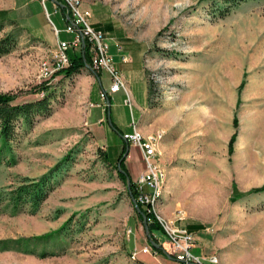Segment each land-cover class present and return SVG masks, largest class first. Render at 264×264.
Listing matches in <instances>:
<instances>
[{
    "label": "rangeland",
    "instance_id": "1",
    "mask_svg": "<svg viewBox=\"0 0 264 264\" xmlns=\"http://www.w3.org/2000/svg\"><path fill=\"white\" fill-rule=\"evenodd\" d=\"M80 1L93 26L110 25L107 34L122 48L110 46L109 53L126 77L132 107L122 91L99 98L110 85L105 71L99 79L86 67L46 79L51 111L29 127L16 125L10 147L0 151V193L67 161L37 212L0 210V240L38 236L72 220L51 238L0 249V264H168V255L153 249L131 257L135 248L153 246L130 184L102 156L106 148L114 163L127 149L124 163L135 182L145 163L123 139L132 123L146 137L162 134L157 212L185 228L201 225L190 231L192 253L216 255L219 264H264V191L230 200L233 186L264 184V0L242 1L224 17L213 14L210 0ZM0 9L12 10L15 21L4 22L0 37L16 35L14 48L0 55V92L21 90L18 103L38 99L34 86L45 80L40 65L57 39L52 24L59 39L72 37L61 8L53 0H0ZM122 52L130 63H121ZM87 73L96 82L82 88ZM153 235L170 254L165 234Z\"/></svg>",
    "mask_w": 264,
    "mask_h": 264
},
{
    "label": "built area",
    "instance_id": "2",
    "mask_svg": "<svg viewBox=\"0 0 264 264\" xmlns=\"http://www.w3.org/2000/svg\"><path fill=\"white\" fill-rule=\"evenodd\" d=\"M63 5L62 18L66 22L64 31L71 34L72 37L70 40L59 39V30L52 24L57 39L54 48L48 49L46 57L41 62L43 79H49L56 72L70 64L69 51H79L87 45L90 62L85 64V67L94 73L105 71L110 78L108 90L101 89L99 93L100 99L102 101L108 100L109 93L123 90L127 95L124 100L125 104L131 109L132 101L127 93V82L123 74L116 68L113 56L109 53L111 42L108 37L102 30L93 26L92 13L82 5L80 0H64ZM120 49L121 47L118 46V50ZM120 60L129 62L130 57L122 54ZM131 128V131L123 133V139L139 149L145 163L144 170L139 173L134 182L137 192L136 199L149 214L146 220L152 222L156 219L163 229V233L171 247L168 256L175 264H219L220 261L216 255L193 254L191 251L195 241L193 233L183 226L167 222L158 214L157 206L162 195L165 178L164 169L157 161V144L162 138V134L157 133L156 136L149 135L146 137L134 123H132ZM139 253L151 254L152 248L149 244L141 247L140 250L135 248L131 257L136 258Z\"/></svg>",
    "mask_w": 264,
    "mask_h": 264
},
{
    "label": "trees",
    "instance_id": "3",
    "mask_svg": "<svg viewBox=\"0 0 264 264\" xmlns=\"http://www.w3.org/2000/svg\"><path fill=\"white\" fill-rule=\"evenodd\" d=\"M53 1L55 3L64 4V0ZM242 1L245 0H210V6L212 8L213 14H216L219 17H224L229 13V10L232 6L238 5ZM60 4H58L59 7ZM60 8L62 13H64V7ZM11 13L12 10L0 9V31L2 30L5 21H10V24L15 23V21L11 18ZM106 25L111 29L110 25ZM102 31H105V29L102 28ZM15 44V34L9 33L3 37H0V55L9 53L14 48ZM68 54L70 64L67 67L56 72L52 77H55L57 75L70 77L75 73H79V71L83 67H85V64H89L90 62V55L88 52L87 45L82 47L79 51H69ZM99 73L100 72L94 73L98 79ZM34 91L40 93L41 97L32 101H25L21 103L15 102L16 98L18 97V93L21 92V90L0 92V151H2L5 147H10L9 143L14 140L16 136L15 128L18 123H21L23 126L29 127L33 124L37 116L47 115L50 113V103L53 91L50 90L48 80H44L34 86ZM236 124L237 120L234 119V125ZM112 126L114 127L113 123ZM235 136L236 133H234L230 139L229 152L232 151V144L235 140ZM125 143L127 146L129 145L127 141H125ZM124 152L125 148L123 147L122 151L120 152L114 163L108 160L106 148L104 149V151H102V156L104 158V161L108 162L110 165H113L115 167L118 177L125 182L126 179H130V175L124 163L125 157L122 158ZM12 158L14 160L13 156ZM66 161L67 156H64L51 169H49L39 178L27 180L25 182L20 183L15 188L8 190L7 192L0 193V210L3 209L6 211L8 209L13 214L20 213L24 210H28L32 214L37 212L42 202L47 198L48 194L54 188L55 182L53 179L55 178L56 174L60 171V169H62ZM233 188V192L230 196L231 201H235L241 197H245L253 193L264 191V184L260 187L251 188L246 191H239L236 189L235 186H233ZM128 191L130 193L131 199L136 200V187L135 184L131 181V179ZM134 209L137 212L138 216L141 217L142 221L143 217L145 219V221L143 222L144 225L147 226L148 240H153L154 243L159 244L157 238L153 235V232H163L161 226L157 223V221L148 222L146 220V218L149 217V214L145 211L144 207L138 201L136 202V206H134ZM71 220L72 216H70L57 230L50 231L38 236L10 240H0V249H23L21 247L27 245L31 241H39L51 238L55 234L61 233L67 227L68 223ZM185 226L189 231H191L194 227L201 228L200 224L194 223L190 225L186 224ZM152 249L156 254L160 253L169 255L165 252L161 244H159V246H153ZM42 254L43 253H41L40 255Z\"/></svg>",
    "mask_w": 264,
    "mask_h": 264
},
{
    "label": "crops",
    "instance_id": "4",
    "mask_svg": "<svg viewBox=\"0 0 264 264\" xmlns=\"http://www.w3.org/2000/svg\"><path fill=\"white\" fill-rule=\"evenodd\" d=\"M93 23H94V26L95 27H97V28H100V29H105V34H106V36L108 37V39H109V41L111 42V45L110 46H113L114 47V45L115 46H117V50H118V46H120L119 44H117L116 43V41L114 40V37H112V36H110V35H108L107 33H108V30H111L107 25H105V24H100L99 22H94L93 21ZM122 50V48L120 49V51ZM119 51V50H118ZM112 54H114V56H116V54L115 53H113L112 52ZM122 54H125V52L123 53H121L120 54V56L122 55ZM131 60V59H130ZM121 61V60H120ZM131 61H129V62H122L121 61V63L122 64H127V63H130ZM144 67V66H143ZM129 67H127V69H128ZM130 70V69H129ZM125 77V76H124ZM125 79H126V77H125ZM87 82H89V88H90V86L91 85H95V82H96V78L95 77H93L92 75H90V74H83L81 77H80V83H81V85H82V88L87 84ZM127 82V81H126ZM89 88H88V96H89ZM119 91H122L125 95H126V92L125 91H123V90H119ZM119 91H117V92H114V93H109V98L112 96V95H114V94H116V93H118ZM127 93L129 94V96L132 98V94H131V92H130V89H129V87H128V84H127ZM99 98H100V96H99ZM88 99H89V101H90V98L88 97ZM124 100H125V98H124ZM133 101V100H132ZM91 102V101H90ZM92 103V102H91ZM144 109H140V116L142 115L141 113H142V111H143ZM88 116L90 117V108H89V110H88V112H87V117H86V120H87V118H88ZM139 116V117H140ZM87 125L90 127V125H89V123L87 122ZM91 129V128H90ZM91 131L93 132V134L95 135V133H94V131H93V129H91ZM165 259L168 261V264H175V262L169 257V256H167V258L165 257ZM172 262V263H171Z\"/></svg>",
    "mask_w": 264,
    "mask_h": 264
},
{
    "label": "water",
    "instance_id": "5",
    "mask_svg": "<svg viewBox=\"0 0 264 264\" xmlns=\"http://www.w3.org/2000/svg\"><path fill=\"white\" fill-rule=\"evenodd\" d=\"M56 4H60V3H56ZM60 7H64V5L63 4H60ZM127 156V149L125 150V152L123 153V155H122V158L123 157H126ZM121 158V159H122ZM118 166H119V162H118ZM129 179H127V185L129 186ZM134 201V200H133ZM135 202V201H134ZM135 206H136V203H135ZM143 221H144V217H143ZM145 228L147 229V226H145ZM149 242L152 244V246H159V244H156V243H154V241L153 240H149Z\"/></svg>",
    "mask_w": 264,
    "mask_h": 264
}]
</instances>
